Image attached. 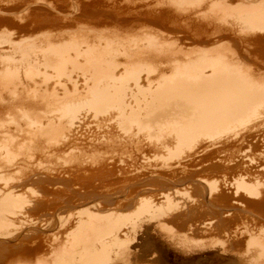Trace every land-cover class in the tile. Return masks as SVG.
Instances as JSON below:
<instances>
[{
	"label": "bare ground",
	"instance_id": "bare-ground-1",
	"mask_svg": "<svg viewBox=\"0 0 264 264\" xmlns=\"http://www.w3.org/2000/svg\"><path fill=\"white\" fill-rule=\"evenodd\" d=\"M8 1L22 9L0 5V264H264V229L244 225V248L227 259V250H211L216 242L174 233L178 201L169 192L144 195L155 180L128 178L147 171L169 179L212 158L238 169L258 164L264 177V0H56L43 14L58 30L35 36L21 33L39 18L38 0ZM189 41L203 46L187 51ZM21 68L24 84L11 88ZM85 148L117 151L123 188L112 200L96 195L62 215L49 211V194L22 191L30 158ZM137 156L144 161L131 168ZM65 169L71 185L89 174L82 162ZM240 175L233 194L264 208V179ZM205 178L197 179L208 195L219 193V180ZM144 235L153 243L150 259L140 247Z\"/></svg>",
	"mask_w": 264,
	"mask_h": 264
},
{
	"label": "rangeland",
	"instance_id": "rangeland-1",
	"mask_svg": "<svg viewBox=\"0 0 264 264\" xmlns=\"http://www.w3.org/2000/svg\"><path fill=\"white\" fill-rule=\"evenodd\" d=\"M3 1L5 2V4H4ZM39 1L42 3V0H38L37 1L38 3H36V0H30L31 3H33V4L36 3L32 7V10H34V12L36 11L35 13L37 14V16L39 15L38 17L40 18L41 21L39 20V18H37V21L32 24L33 26L30 27L31 24L30 25L28 24V29L21 33L23 35L25 34L24 36H28V35L35 36V35H39L42 31L45 32V33H49L52 30H53V32L58 30L57 29L58 27L54 23H52L47 16L44 17V14H43V13H45L47 11L46 6L44 7V5H46L48 3H52V2H53L52 3L53 5H57L58 2H56V0H50V2H49V0H45V1L43 0L44 3L41 4V3H39ZM15 2L16 1H13V2L8 1L7 2V0H0V5L1 6H10L12 8L15 7V9H13V11L17 12V14H18V12H20L22 7L20 5H18L19 4L18 2H16L17 4H15ZM59 3H61V2H59ZM59 3H58V5H60ZM16 5H17V7H16ZM47 22H50V23H47ZM41 23H42V25H41ZM51 23L53 24V26H52ZM36 24H37V26H36ZM1 28L2 27H0V30H1ZM96 32H101L102 34H109L110 31H109V29H105L103 27H98ZM41 34H43V33H41ZM91 36H93V35H91ZM94 36H95V34H94ZM189 42L190 43H186L185 44V46H186L185 50H187V51L190 50V49H187L189 47L190 48L191 47L192 48L195 47L196 50H198L197 48L203 46V44H200V43H197V42H194V41H189ZM199 50H200V48H199ZM192 51H195V49L192 50ZM21 72L24 74V69L21 68V70H19V74H20L19 79L21 78L23 81L21 79H20L21 81L16 79L15 81H17V82L15 84H13V82L11 83V84H13V87H11L12 86L11 84L9 85V87L17 88L18 85H20V84H17V83H20V82H21V84H24V79L25 78L23 77L24 75ZM76 72H77L78 76H80V77H78L76 75L78 77L77 78L78 81L79 80L81 81L82 80L81 79L82 78L81 77L82 74H80L81 72L80 71H76ZM76 72H75V74H76ZM80 81H79V83H80ZM16 85H17V87H16ZM20 87H21V85L19 86V89H20ZM258 148H260V143H257V149ZM107 149L109 150V148H105V149L104 148H100V149H98L96 151L91 150V149H89V150L87 149L88 150L87 151L86 148H85V149H82L84 151L81 150L83 155H81L82 154L81 151L77 149L75 151H72V153H69V154H68V151H65V152H67L66 155L64 154L65 152L64 153L61 152L59 155H53V156L49 155V157L48 156H46V157L44 156L45 157L44 159H43V155L42 156L41 155H35V157L30 158V161L28 160V163H27L28 167L27 168L29 169V171L26 168V171H28L27 172V174H28L27 176L28 177H26L27 179L26 178L24 179L25 182L23 184L22 191L24 189L28 190V188H29V191H27V190H26L27 192L25 191V194L27 193L26 195H29V196H32V195H35V194H42V195L49 194L48 197H47L48 200L46 202L48 204V206H50V210L49 211H52V212H55V213H58V214H62V215H66L67 213L76 212L78 209L82 208V206H84L85 203H89L90 200L93 201L94 198L96 197V195L103 196L105 199H111L112 200L113 196H115V194H117V192H121L122 188H123L121 186V184L118 182L119 180H121V175H119V171H117L116 169H119L120 167H124V166H123L122 163H118L119 162V157H118V155L116 153L117 151H114L115 150L114 149L113 150L114 153L113 152L110 153V151H112V149L110 151H107ZM77 152L78 153L80 152L79 153L80 155ZM146 152L147 151L145 150L144 151V156L146 158L148 157L149 159H151V157L153 155L152 152H147V154H145ZM73 153H74L73 156L75 158H77V159H75V158L73 159V156H72ZM89 154H91V155H89ZM97 154H99V155H97ZM62 155H63V158H64V156H66L65 157L66 160H65V158L61 159L60 156H62ZM132 155H133V157H135L136 156V152L133 151ZM146 155H148V156H146ZM81 156H82V158H81ZM94 156H97V159H94V158H96ZM90 157H92L93 159H91ZM57 158H59V160ZM157 158H158L157 161H159L160 156H158ZM83 159L85 160V162H84ZM47 160H48V162H47ZM74 160L77 161V162H75ZM78 160H79V162H78ZM97 160H99V161H97ZM141 160L143 162L144 161V157H142V156L138 157L137 156V158L135 160L136 163H135L134 160H130V161H127V164L132 166L131 168H133L136 164H137L136 167H139L142 164ZM160 160H161V158H160ZM212 160H213L212 162H211V160H208L209 164L207 163V161L204 162L203 165L201 166V169H197L195 171H190L187 174L186 173L177 174L176 176L170 177L169 179H159L157 177L149 176L147 171H139L138 173L135 172L134 174L132 173L130 176H128V178L131 179L130 180L131 185L147 183V182H149L151 180H155V183L151 184L152 189L149 190L148 192L144 193V195L151 197V194H153L152 196L154 197L155 194L157 195L160 192H169L170 195L173 196V199L178 201V203L176 205V208L179 207V209H177V211L173 210L176 213H174L172 211V213H173L172 217L174 218V216H175V219H176V217L178 216V218L173 223L169 224L172 227V229L174 230L175 234L176 233H178V235L179 234L180 235L181 234H185L187 238L189 237L188 239L191 238L190 240L194 239V241H196L198 239L197 241L202 240L204 243H207V244L210 243V242H216L217 244H215V245H217V246L214 247L215 249L214 248L211 249L212 251L219 252L222 249H225V250H227V256L225 255V258H227V259L228 258L236 259V255H235L236 253L235 252H240V251L243 250V248H244L243 244L245 243V240L247 238V234L245 232H242V231L247 230L249 232H253V233L259 234L260 230L264 229V208H262V206L259 205V202H261V200H259V199H252V201H250L251 199H248V198L244 197L246 200H249V201L240 200V197L242 196V194L240 193L238 196H235L233 194L234 193L233 190H235V188H234V185H232L231 183L233 182L234 179L239 177L240 174H241L240 175L241 177H244V176L245 177H251L252 175H253V177H255L257 175L256 177L259 180L260 179L261 180L264 179V177H263V175L261 176L259 174V173H261L260 171L257 172L258 169H259V165L258 164H253V165H249L248 167H244V168L238 169V167L235 164H231V165L223 164V163L221 164V162L216 161L214 158H212ZM73 161H74V164H73ZM90 161H92V162L90 163ZM108 161H110L111 163L108 162ZM131 161L134 163L133 165L131 164L132 163ZM80 162H82L83 168L86 169L87 171H89V174H85V175L81 174V175H79V181H78L77 184H75L76 186L75 185H71L70 182L72 181V176L66 174L64 172V169L65 168H69V167L75 165L76 163H80ZM53 163H55V164H53ZM68 163L70 165H68ZM40 164H41V166H40ZM50 164H51V168H50ZM119 164H121L122 166L119 165ZM206 164H207V166H206ZM30 165H31V167H29ZM45 165H47V166H45ZM60 165H63V166L67 165V166L66 167L61 166L63 168H60L59 167ZM226 165H228V166H226ZM42 166L45 168V170L47 168L48 169L45 171ZM52 166H53V168H52ZM255 166H257V167H255ZM254 169H256L257 171H254ZM48 170H50L51 172L48 171ZM243 170H245V171L243 172ZM194 172H196V174H194ZM214 173L216 175H214ZM231 173H232V175H231ZM135 174H136V176H135ZM222 174H224V175H222ZM248 174H249V176H247ZM199 175L202 176V177H200ZM140 176L141 177L143 176V177L141 178ZM224 176H225V178H224ZM197 178L198 179H204L205 178V180H207V182H210V181L212 182V180H214V181H218L219 180L218 184H219V188H221L220 189L221 193H220V191H218L219 193L212 194L211 196L208 195L207 186L205 184L201 183ZM211 178H212V180H211ZM216 178H219V179H216ZM170 179H171V181H170ZM245 180H247V178ZM227 181H229L230 183H228ZM194 183H196V184H194ZM185 184H187V185H185ZM225 185H227L226 186L227 188L225 187ZM187 186L190 187L192 190L189 189ZM232 187H233V189H232ZM177 188H179V189L177 190ZM179 190L182 191V193ZM183 190H186L187 192L191 190V192H189L190 193L189 194L186 191H184V192H186L184 194ZM72 191L76 192L77 196H74V195L72 196V194H71ZM158 191H159V193H158ZM174 191L177 192V194H175ZM173 192H174L175 195H177L176 198H175V195L173 194ZM178 192L181 193L182 199H181V196L178 194ZM229 192H230V194H229ZM187 194H189L190 198H188ZM183 195H185V197H187V198L184 197V199H183ZM209 196L211 197V199L209 198ZM192 200H193V202H192ZM213 200H214V202H213ZM234 200H237V202L240 201L242 203L240 204V202H238V205H237V203H234ZM180 201H181L182 204L180 203ZM176 208H174V209H176ZM249 208H250V210H249ZM46 212H48V211H46ZM227 212H228V214H227ZM179 216H181V217H179ZM202 222H204V223H202ZM209 223H211L210 224L211 226L209 225ZM200 225H201V228H200ZM248 225H250V226H248ZM203 226H205V227H203ZM212 226H213V228H212ZM236 227L237 228L243 227V228L237 229ZM244 227L247 228V229H245ZM253 228L256 229V230L254 231ZM204 230H207V231H204ZM210 231H211V233H210ZM190 232H191V234H190ZM235 232H236V234H235ZM261 232H263V231H261ZM224 234L225 235L227 234L229 237L227 235L225 236ZM263 234H264V232H263ZM263 234L260 233V236H262ZM153 235H154V237H157V236H155L154 233H153ZM160 235L164 236L165 232H161V233L159 232L158 236H160ZM242 235H243V237H242ZM203 237L206 238V240H205L206 242L204 241L205 238H203ZM230 237L232 238V240H231ZM239 237H241V238H239ZM160 238H162V237H160ZM218 238H219L220 242H224V244H222L223 246L225 245L224 247H220V246H222L221 244H220V246L218 245L219 244V242L217 240ZM147 240H148V242H147ZM142 243H144V244H142ZM147 243H148V245H147ZM140 247H141L142 252L144 254L146 253L145 254L146 258L150 259V257L151 258L155 257V255L152 254L153 253L152 251H154L153 250L152 240H150L147 236H145V235L142 236V239L140 241ZM218 247H219V249H218ZM230 252H234L235 254L234 253H230ZM148 254H151V255L148 256ZM230 254H232V255H230ZM220 264H229V261L221 262Z\"/></svg>",
	"mask_w": 264,
	"mask_h": 264
}]
</instances>
